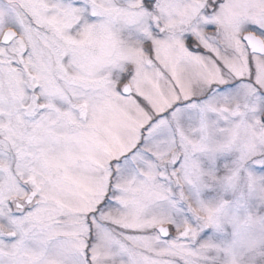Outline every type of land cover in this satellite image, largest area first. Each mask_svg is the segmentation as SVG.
I'll return each mask as SVG.
<instances>
[{
    "label": "snow or ice",
    "instance_id": "obj_1",
    "mask_svg": "<svg viewBox=\"0 0 264 264\" xmlns=\"http://www.w3.org/2000/svg\"><path fill=\"white\" fill-rule=\"evenodd\" d=\"M0 264H264V0H0Z\"/></svg>",
    "mask_w": 264,
    "mask_h": 264
}]
</instances>
